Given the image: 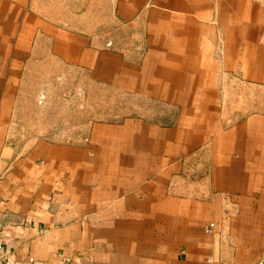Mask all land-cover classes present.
<instances>
[{
	"label": "crops",
	"instance_id": "1",
	"mask_svg": "<svg viewBox=\"0 0 264 264\" xmlns=\"http://www.w3.org/2000/svg\"><path fill=\"white\" fill-rule=\"evenodd\" d=\"M48 63L174 120L89 122L72 143L19 144L16 81ZM257 90L264 0H0V262L264 264Z\"/></svg>",
	"mask_w": 264,
	"mask_h": 264
},
{
	"label": "rangeland",
	"instance_id": "2",
	"mask_svg": "<svg viewBox=\"0 0 264 264\" xmlns=\"http://www.w3.org/2000/svg\"><path fill=\"white\" fill-rule=\"evenodd\" d=\"M125 36L131 39L130 32H112L115 41ZM26 70V77L16 81V95L11 96L10 118L16 122L13 130L19 144L43 138L72 143L73 135L81 134L83 125L89 122L119 123L125 117H144L168 125L175 117L173 109L120 92L94 81L87 73L77 74L70 68L57 73L52 63L32 65ZM238 90L237 103L246 102L243 93L250 94V89L239 86ZM254 95L255 105H249V112L263 108L264 91L257 90Z\"/></svg>",
	"mask_w": 264,
	"mask_h": 264
},
{
	"label": "built area",
	"instance_id": "3",
	"mask_svg": "<svg viewBox=\"0 0 264 264\" xmlns=\"http://www.w3.org/2000/svg\"><path fill=\"white\" fill-rule=\"evenodd\" d=\"M0 264H8L7 262H0Z\"/></svg>",
	"mask_w": 264,
	"mask_h": 264
}]
</instances>
